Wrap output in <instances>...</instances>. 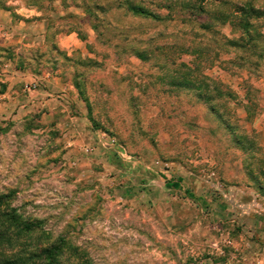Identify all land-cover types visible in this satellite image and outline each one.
I'll return each mask as SVG.
<instances>
[{
	"label": "rangeland",
	"instance_id": "obj_1",
	"mask_svg": "<svg viewBox=\"0 0 264 264\" xmlns=\"http://www.w3.org/2000/svg\"><path fill=\"white\" fill-rule=\"evenodd\" d=\"M97 1L0 0V264H264V0ZM70 26L94 40L61 49ZM206 63L209 95L177 74ZM51 69L79 136L75 101L39 102Z\"/></svg>",
	"mask_w": 264,
	"mask_h": 264
},
{
	"label": "crops",
	"instance_id": "obj_2",
	"mask_svg": "<svg viewBox=\"0 0 264 264\" xmlns=\"http://www.w3.org/2000/svg\"><path fill=\"white\" fill-rule=\"evenodd\" d=\"M8 13H11V11H7ZM32 13V12H31ZM40 11L35 9V12H33V14L38 18V15H40ZM32 15V14H31ZM12 29L16 28L17 26H10ZM10 27H7V31H4L7 35L8 34H12L14 33H20L17 31H13L11 30ZM46 30H42L41 34L39 35V37H41V39H43L46 35ZM25 33H23L24 36ZM7 38H9V36H7ZM32 39L27 38L26 39V43L28 44V42H33L35 40V38H33L31 36ZM22 40V36L20 37V39L18 38V41ZM94 40V38H89L88 36H85V38H81L79 36V34L75 31V30H69L67 31L64 35L59 37V45H61V49H66L68 50V53H70L71 50L75 49V47H80V44L83 43L84 45L86 43H91ZM72 45H75L73 48ZM78 45V46H76ZM44 71H48V70H44ZM48 72H52V75H50L49 77V81L50 84H52L53 88L47 89L45 91H42V93H40V96L42 97V99L39 101L41 105H45L47 107V109H49V113H54L56 115H65V117L67 116V113L69 112V103H72L73 101H75V103H77L78 107H79V114L78 115H72L71 120L73 123H76L75 127L72 128L73 131L77 132V136H79V134H82L84 132H86V130H89L88 128H85L84 126L81 127L80 122H83L86 117H84L82 115V110H81V105L79 104V99L76 98L77 94L74 91L72 85L70 83L64 82L63 81V76H62V71L57 69L54 70L51 69ZM47 76H49V73H47ZM64 90V91H62ZM54 96V97H52ZM66 97V98H60V97ZM60 98L59 100L56 98ZM67 103V104H66ZM63 111V112H61ZM70 120V121H71ZM77 121V122H76ZM86 122H83V124ZM63 125L69 127L72 124L69 122V119L64 118L63 119ZM78 125V128H76V126ZM76 128V129H75Z\"/></svg>",
	"mask_w": 264,
	"mask_h": 264
},
{
	"label": "trees",
	"instance_id": "obj_3",
	"mask_svg": "<svg viewBox=\"0 0 264 264\" xmlns=\"http://www.w3.org/2000/svg\"><path fill=\"white\" fill-rule=\"evenodd\" d=\"M114 5H116V7H120V6H123L124 5L125 9L128 12H130V13H132L134 15H144V16H151V17H155V18L159 17V15L154 14L153 12H151L150 10H148L146 8V6H144L143 4H141V3H135V2H133V0H122V1L121 0H114L111 3H108V2L105 3V2H101V0H98L97 2H95L93 4L94 7L92 8V10L94 11V14L96 15L97 12H102V9L105 10V9L111 8ZM242 5H243V6H241L242 8H239L236 11L233 12L234 16H237V18H239V19L236 18V22H233V23L234 24L237 23V25L240 28H242L246 33H248V30L247 29H250V30L252 29V23L253 22L250 19L253 16L245 15L244 10L250 12L253 9V7L251 6L250 2H248V1L245 2ZM219 6H222V5H219ZM84 9H85V11H90L91 10L90 5L89 4H86L85 7H84ZM223 10L224 9L223 8H220V7L214 8L215 13H219V14L222 15L221 16V21L222 22H225V20L227 19L226 17L228 15H227V12H223ZM233 14L231 15V13H230V16H233ZM69 30L70 31L71 30H75L80 35L81 38H85V35L81 31L76 30V27L75 26H70ZM233 42H235V40H233ZM192 51L195 52L196 50L193 49ZM199 52H201L200 49H199ZM142 55L143 54L140 51L136 53V56L139 57V58H142ZM208 65L210 66L212 64L211 63H206L200 69L196 65H195L194 68H189L188 66H186V67L183 66L184 69L183 70L180 69L182 72H178L177 71V74L183 73L182 76L184 77L183 80H184L185 84L188 83L189 85L191 84V85L194 86V83H197L196 82L197 75L200 74V76H202L204 69ZM180 66H178V67H180ZM197 84L199 85V88H201V90H204V93L205 94L209 95V93L207 91L208 88H206V85H207L206 83H203V84L197 83ZM195 87H197V86L195 85ZM213 89L216 92V94L222 95L221 93H219V88H218L217 84L214 86ZM223 95L229 96V92H226ZM232 116H233V113H231V117ZM255 146L259 147V141H258V143L255 144ZM10 220H15L18 223V220H20V219L18 218V216H15V215L11 214L10 215ZM21 226H22V228L24 230H30L33 227V224L31 222H28V221H22L21 222ZM0 238H2V236H0ZM55 252L56 251H54V250H51V251L46 252L45 257L47 258V264H53V259H54Z\"/></svg>",
	"mask_w": 264,
	"mask_h": 264
},
{
	"label": "built area",
	"instance_id": "obj_4",
	"mask_svg": "<svg viewBox=\"0 0 264 264\" xmlns=\"http://www.w3.org/2000/svg\"><path fill=\"white\" fill-rule=\"evenodd\" d=\"M38 85H39V84H38L37 81H33V82L30 84V87H31V88H36ZM30 87L28 86L29 89H30ZM62 91H64V90H62Z\"/></svg>",
	"mask_w": 264,
	"mask_h": 264
}]
</instances>
